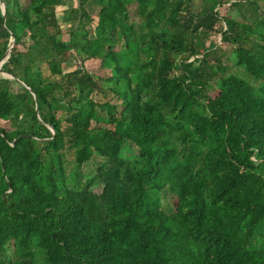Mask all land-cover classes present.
Instances as JSON below:
<instances>
[{
    "label": "trees",
    "instance_id": "obj_1",
    "mask_svg": "<svg viewBox=\"0 0 264 264\" xmlns=\"http://www.w3.org/2000/svg\"><path fill=\"white\" fill-rule=\"evenodd\" d=\"M24 1L0 0V62L14 40L0 71L25 85L0 75V264H264L253 244L264 237L258 1L199 0L195 14L196 0H78L67 32L56 9L68 0ZM224 5L239 20L220 16ZM212 33L256 85L211 60ZM71 51L109 76L64 72ZM67 151L76 169L104 159L100 193L66 174Z\"/></svg>",
    "mask_w": 264,
    "mask_h": 264
},
{
    "label": "rangeland",
    "instance_id": "obj_2",
    "mask_svg": "<svg viewBox=\"0 0 264 264\" xmlns=\"http://www.w3.org/2000/svg\"><path fill=\"white\" fill-rule=\"evenodd\" d=\"M257 1H258L259 12H264V0H257ZM22 2L26 3V1H24V0H22ZM77 5H78V0H68L64 6H60L56 9V17H57V20L59 22L60 28L63 32H67L68 25H69L68 23H65L63 21V16H64L65 10L69 9V8H76ZM202 6H203V3L199 0H196L190 4L191 10L195 14L201 11ZM227 7H228V5H224L221 8L217 9L220 16H225L227 14L228 15L231 14L232 16H234V18H237L239 20V17L237 16V12L235 11V9L228 10ZM90 10H91L90 15L94 20L92 26H94L95 25V16L98 12V8L96 6H92ZM128 10H129L130 19L134 22H138L139 18L137 16V12H136V5L135 4L130 5L128 7ZM243 13L247 18L250 15L248 10L244 11ZM220 25L223 26L222 23H219L217 25V28H219ZM88 28H90V26ZM0 29H1V25H0ZM208 43H215L218 46V48L212 54L211 60H214V59L220 60L224 66L230 67V69L228 71L229 73H233L235 75H238L239 77H241L245 81L250 82L253 85H256V83L251 79V77L248 76L247 74H245L242 70L236 69V68H231L232 63L230 60L229 49H228L227 45H223L221 43L220 35L214 34V33L210 34L205 39V47L208 46ZM29 45H30V42L27 39H25L24 45L22 47H20V50L24 51L26 49V47H28ZM41 68H42V73L45 76H48L49 72L47 70L46 65L43 64L41 66ZM83 68H84V71L92 74L96 80L103 79V78H106L109 76L108 70H104V69L100 68L99 61H93V60L85 61L83 64ZM74 69H76V67L72 64V62L67 63L65 66H63L64 72H70ZM98 82H100V81H98ZM14 90L16 91L17 88L14 87ZM211 93H213V91ZM91 98L98 103H104V102H110L113 104L119 103L109 93H107L105 95L94 93V94H92ZM64 125H66V124H64ZM0 126L8 128L10 126V124H9V122H0ZM133 154H137L136 149L132 145H130L129 143H125L123 146V155L126 156V155H133ZM65 159L67 162L65 165V170H66V174L68 176L70 174H77L78 179L81 180L83 185L89 183L90 185H92L91 189L95 193H100L101 187L96 186L95 175H96V168L104 162L103 158H101L97 155H94L92 157V159L89 162L85 163L80 169H76V166L74 163V154L72 151H67L65 153ZM162 204H163L165 210L168 211V208H167L168 197L166 195H162ZM253 244H254V247L256 246L257 248L264 247V237H258L257 239L254 240ZM12 250H13L12 244L9 243L8 244V251H7L8 256L12 255Z\"/></svg>",
    "mask_w": 264,
    "mask_h": 264
},
{
    "label": "water",
    "instance_id": "obj_3",
    "mask_svg": "<svg viewBox=\"0 0 264 264\" xmlns=\"http://www.w3.org/2000/svg\"><path fill=\"white\" fill-rule=\"evenodd\" d=\"M0 12H1V16H2V21L5 22V14H6V6H5V3L0 2ZM13 42H14V40L11 39V41H10V45H9V48H8V50L6 51V53L4 54L2 61L0 62V67H1V65L4 63V61L7 60V59L9 58V54H10L11 49H12V47H13ZM0 75H1L2 77H4V78H8V79H12V80H16L20 85L25 86V85L23 84V82H21L20 80L14 78L13 76H11V75H9V74H7V73H5V72H1V71H0ZM47 127H48V129L52 132V134H54V131H53L49 126H47Z\"/></svg>",
    "mask_w": 264,
    "mask_h": 264
},
{
    "label": "built area",
    "instance_id": "obj_4",
    "mask_svg": "<svg viewBox=\"0 0 264 264\" xmlns=\"http://www.w3.org/2000/svg\"><path fill=\"white\" fill-rule=\"evenodd\" d=\"M223 30H225L224 23H223ZM71 62L77 69H82L83 68V64H82L81 58L78 57L74 51H71Z\"/></svg>",
    "mask_w": 264,
    "mask_h": 264
}]
</instances>
